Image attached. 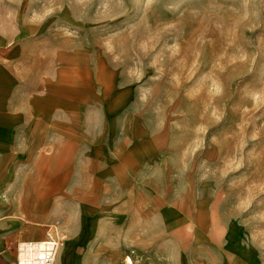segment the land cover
I'll use <instances>...</instances> for the list:
<instances>
[{"label": "rangeland", "instance_id": "1", "mask_svg": "<svg viewBox=\"0 0 264 264\" xmlns=\"http://www.w3.org/2000/svg\"><path fill=\"white\" fill-rule=\"evenodd\" d=\"M70 99L118 149L138 135L145 156L160 148L180 212L197 178L218 186L215 209L177 217L188 230L156 234L175 241L173 264H264V0H0V103L52 111ZM109 185L107 216L86 202L55 224L86 242L90 226L128 225L139 264L132 230L149 218L115 216L121 178Z\"/></svg>", "mask_w": 264, "mask_h": 264}, {"label": "crops", "instance_id": "2", "mask_svg": "<svg viewBox=\"0 0 264 264\" xmlns=\"http://www.w3.org/2000/svg\"><path fill=\"white\" fill-rule=\"evenodd\" d=\"M39 105L22 100L0 103V264H17L18 245L43 239L67 206L77 210L72 216H79L87 202L89 216H107L114 199L109 185L113 177L121 178L115 216L149 218L132 230L143 234L135 244L139 264H173L175 241H161L156 234L177 227L188 230L177 217L215 209L218 186L209 178H197L195 188L180 190L193 194L190 212H180L176 187L159 180V147L145 156L138 135L136 142L122 143L118 149L112 144V130L82 126L78 100H67L52 111ZM85 174L87 190L82 188ZM86 191L88 198L82 199ZM158 217L169 218L168 224H156ZM88 232V242L77 235L66 239L55 264H133L127 255L128 225L90 226Z\"/></svg>", "mask_w": 264, "mask_h": 264}, {"label": "built area", "instance_id": "3", "mask_svg": "<svg viewBox=\"0 0 264 264\" xmlns=\"http://www.w3.org/2000/svg\"><path fill=\"white\" fill-rule=\"evenodd\" d=\"M66 234L57 225L48 227L46 236L36 240L41 243L36 247L34 240L25 241L18 245L17 264H55L58 252Z\"/></svg>", "mask_w": 264, "mask_h": 264}, {"label": "bare ground", "instance_id": "4", "mask_svg": "<svg viewBox=\"0 0 264 264\" xmlns=\"http://www.w3.org/2000/svg\"><path fill=\"white\" fill-rule=\"evenodd\" d=\"M36 243H34V245L36 246V247H38V246H40L41 245V243L40 242H38V241H35Z\"/></svg>", "mask_w": 264, "mask_h": 264}]
</instances>
